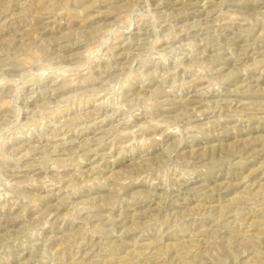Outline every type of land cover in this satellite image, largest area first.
Listing matches in <instances>:
<instances>
[{"label": "rangeland", "instance_id": "obj_1", "mask_svg": "<svg viewBox=\"0 0 264 264\" xmlns=\"http://www.w3.org/2000/svg\"><path fill=\"white\" fill-rule=\"evenodd\" d=\"M0 264H264V0H0Z\"/></svg>", "mask_w": 264, "mask_h": 264}]
</instances>
